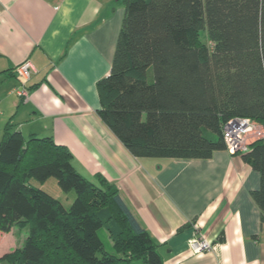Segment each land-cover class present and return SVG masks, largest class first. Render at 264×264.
<instances>
[{
  "label": "trees",
  "instance_id": "trees-1",
  "mask_svg": "<svg viewBox=\"0 0 264 264\" xmlns=\"http://www.w3.org/2000/svg\"><path fill=\"white\" fill-rule=\"evenodd\" d=\"M122 2L112 68L97 87L101 118L133 155L207 159L226 149L229 119L264 125V0ZM241 155L261 175L251 195L263 218L264 139ZM72 158L52 136L26 138L8 121L0 141V231L31 229L0 263L164 264L118 186L85 177ZM51 178L67 201L44 188Z\"/></svg>",
  "mask_w": 264,
  "mask_h": 264
},
{
  "label": "crops",
  "instance_id": "crops-1",
  "mask_svg": "<svg viewBox=\"0 0 264 264\" xmlns=\"http://www.w3.org/2000/svg\"><path fill=\"white\" fill-rule=\"evenodd\" d=\"M124 13L122 0H0V115L26 138L65 145L90 180L117 185L164 264H264L251 195L261 175L241 154L136 157L101 118L97 83L111 71ZM27 58L36 71L23 81L15 67ZM24 86L27 98L17 92ZM200 234L213 250H193Z\"/></svg>",
  "mask_w": 264,
  "mask_h": 264
},
{
  "label": "built area",
  "instance_id": "built-area-1",
  "mask_svg": "<svg viewBox=\"0 0 264 264\" xmlns=\"http://www.w3.org/2000/svg\"><path fill=\"white\" fill-rule=\"evenodd\" d=\"M15 71L19 78L28 81L36 71V67L32 60L27 58L16 65ZM17 92L24 98L29 96L26 86L18 88ZM223 135L226 149L230 153H243L249 150L255 140L264 139V125L250 117H233L224 124ZM191 247L195 252H201L213 250L214 245L205 235L200 234L191 241Z\"/></svg>",
  "mask_w": 264,
  "mask_h": 264
},
{
  "label": "rangeland",
  "instance_id": "rangeland-1",
  "mask_svg": "<svg viewBox=\"0 0 264 264\" xmlns=\"http://www.w3.org/2000/svg\"><path fill=\"white\" fill-rule=\"evenodd\" d=\"M201 39L205 44H211V42L208 38L207 32L203 31ZM7 123H8V120L3 118L0 115V130L2 129V131L0 132V141L3 137L4 128H5ZM235 154H242V153H235ZM53 185H54V188H53ZM44 188L47 191H49L50 193H52L53 195H56V193H57L55 188L60 190L59 186L57 184V181L54 178H51L48 181H46L44 183ZM58 197H60V196H58ZM62 199L64 201H67L66 198H62ZM30 229H31V224H28L24 228H20L19 226L14 225L10 231H7V232L0 231V257L3 256L5 253H8L5 251H10L11 248H13L12 250H15L16 248L17 249L20 248L23 245V243L25 242V239L27 237V233ZM103 238L106 241V247L109 249L110 244H109L104 233H103ZM7 247H8V249H6ZM4 263L10 264V262L8 260H5ZM132 264H147V262L140 259V260H134Z\"/></svg>",
  "mask_w": 264,
  "mask_h": 264
},
{
  "label": "bare ground",
  "instance_id": "bare-ground-1",
  "mask_svg": "<svg viewBox=\"0 0 264 264\" xmlns=\"http://www.w3.org/2000/svg\"><path fill=\"white\" fill-rule=\"evenodd\" d=\"M212 242V240H210Z\"/></svg>",
  "mask_w": 264,
  "mask_h": 264
}]
</instances>
